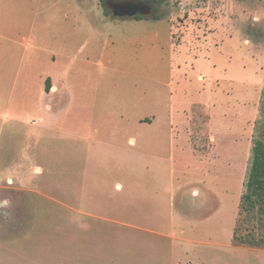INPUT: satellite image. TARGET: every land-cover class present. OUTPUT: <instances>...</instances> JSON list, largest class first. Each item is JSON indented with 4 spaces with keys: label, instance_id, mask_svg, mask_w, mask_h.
I'll list each match as a JSON object with an SVG mask.
<instances>
[{
    "label": "rangeland",
    "instance_id": "obj_1",
    "mask_svg": "<svg viewBox=\"0 0 264 264\" xmlns=\"http://www.w3.org/2000/svg\"><path fill=\"white\" fill-rule=\"evenodd\" d=\"M256 139L264 0H169L143 19L0 0V264L84 263L59 253L86 235L64 189L82 173L155 186L110 216L135 228L93 222L105 259L264 264V248L232 243Z\"/></svg>",
    "mask_w": 264,
    "mask_h": 264
},
{
    "label": "crops",
    "instance_id": "obj_2",
    "mask_svg": "<svg viewBox=\"0 0 264 264\" xmlns=\"http://www.w3.org/2000/svg\"><path fill=\"white\" fill-rule=\"evenodd\" d=\"M54 91H56V87H54ZM68 177V183L66 186L64 185V189L65 191H71L72 195L70 196L75 197V200L68 207H70L75 217L80 221L79 225L86 235L78 238L72 237L66 242V248L63 250V253H59L62 255L65 253L67 257H63V259L67 260L74 259L77 256L84 262L82 264H115L108 260V257L106 259L103 257V254L110 252V250L103 252V244H98L101 240L97 239L95 230L100 225L94 228L93 222L96 224L102 222L110 225H122L132 229L135 228L134 225H129L117 217L111 218L110 216L115 212H123L131 207L132 204L130 202L133 201L137 192H146V190L151 188L155 189V186L150 183L151 177L146 178L147 185H141L139 183L141 180L139 176L128 173H82ZM19 185L22 187V184ZM155 192H152V194ZM157 195L153 199L155 204L159 205L163 200ZM171 237L172 240H178L175 236ZM188 242L190 241L188 240ZM108 247L112 249L110 247L117 246L115 244H108ZM147 251L148 254L147 252L145 254L148 255V259H144V261H147L144 262L145 264H150L151 262L152 264H183L182 260L177 261L171 259L170 261H164V258L160 260L154 256L156 254H153L151 248L147 249ZM128 260L130 262L133 261L129 258ZM130 262L128 261L127 264H130Z\"/></svg>",
    "mask_w": 264,
    "mask_h": 264
},
{
    "label": "trees",
    "instance_id": "obj_3",
    "mask_svg": "<svg viewBox=\"0 0 264 264\" xmlns=\"http://www.w3.org/2000/svg\"><path fill=\"white\" fill-rule=\"evenodd\" d=\"M134 1L141 2L153 9H158L169 3V0H100L106 2ZM136 19L146 17L137 16ZM155 21L162 19L160 15L153 16ZM50 80L46 85L50 92ZM238 227L234 232L232 243L234 246H248L250 248H264V141L256 139L252 148V158L247 176L246 190L241 197Z\"/></svg>",
    "mask_w": 264,
    "mask_h": 264
},
{
    "label": "water",
    "instance_id": "obj_4",
    "mask_svg": "<svg viewBox=\"0 0 264 264\" xmlns=\"http://www.w3.org/2000/svg\"><path fill=\"white\" fill-rule=\"evenodd\" d=\"M110 6L113 14L117 18H135L137 16L148 17L152 14V8L141 2L122 1L106 2Z\"/></svg>",
    "mask_w": 264,
    "mask_h": 264
}]
</instances>
